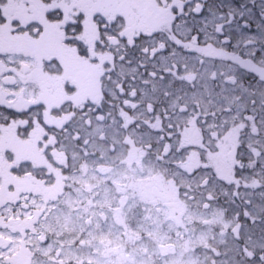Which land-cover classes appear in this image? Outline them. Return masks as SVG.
Masks as SVG:
<instances>
[{
	"label": "snow or ice",
	"instance_id": "1",
	"mask_svg": "<svg viewBox=\"0 0 264 264\" xmlns=\"http://www.w3.org/2000/svg\"><path fill=\"white\" fill-rule=\"evenodd\" d=\"M44 18L55 22L64 42L80 55L84 14L71 0H42ZM34 0H0V38L43 32ZM159 27L117 36L114 62L129 69L120 95L138 113V131L173 160L194 153L195 178L207 203L219 208L228 225L215 264H264V0H156ZM71 7V10H68ZM98 31L116 35L117 21L92 16ZM103 39V36L101 37ZM27 57L0 49V128L16 124L26 132L40 105H18L16 92L29 91L18 78ZM55 64V60L46 62ZM115 67L108 73L111 77ZM127 88V91H125ZM39 119L37 115V120ZM23 121V123H18ZM187 136L191 143H184ZM26 163L9 164L19 175ZM2 175V172H0ZM11 184L0 188V264H26L17 239L28 231L13 225L29 211Z\"/></svg>",
	"mask_w": 264,
	"mask_h": 264
},
{
	"label": "flooded vegetation",
	"instance_id": "2",
	"mask_svg": "<svg viewBox=\"0 0 264 264\" xmlns=\"http://www.w3.org/2000/svg\"><path fill=\"white\" fill-rule=\"evenodd\" d=\"M41 4V0H34L33 12ZM115 4L108 0L107 6L93 15L99 13L109 22L116 20V35L98 31L91 18L88 44L89 36L82 34L90 22L83 19L78 38L86 46L87 55H80L75 46L66 44L62 31L53 36L57 45H46L39 35L33 38L38 44L32 50L24 48L20 52L28 59L22 64L32 66L35 61V77L26 73L20 79L31 80L32 84L28 85L30 94L22 97L23 88L18 91L17 106L40 107L38 113L31 114L32 123L26 132L17 134L13 129L12 134L0 133V163L9 166L27 162V170L19 175L8 171L3 185L11 184L13 193L19 192L29 206L23 218H10L13 225L24 226L28 231L26 238L17 239L16 250L26 264H42L47 253L57 257L63 250L69 251L70 257L59 261L62 264H120L121 246L130 248L137 239L152 237L154 208L156 213H164L165 209L173 221L178 215L184 218L187 210L194 218L205 214L198 195H190L189 199L195 200L189 208L187 201L178 200L177 191H173V197L168 195L162 175H154L152 143L146 136L145 144L138 140V116L126 103V97L120 95L121 82L130 70L114 62L110 50L118 43L119 35L131 36L159 27L161 9L156 0H119ZM109 6L114 11L106 14ZM39 21L43 31L53 35V23L43 18ZM109 56L111 61H107ZM49 60H55V64H47ZM113 67L116 71L110 77ZM130 130L136 133L134 137L127 135ZM114 131L119 138L112 135L117 133ZM121 148L138 149V159L135 154L131 158H127L128 154L115 158L113 151ZM9 175L19 185H14ZM178 229L184 231L179 237L181 244L192 252L190 257H195L200 248L197 251L183 241L191 242L188 226H176ZM167 230L166 226L163 242L169 240ZM137 232L139 238L134 236ZM199 232L202 231L197 230L196 235ZM168 246L171 245L165 244ZM173 247L176 253L177 247ZM128 251L130 259L135 250ZM107 258L109 261H105ZM167 259L171 258L165 254ZM134 260L127 264H134Z\"/></svg>",
	"mask_w": 264,
	"mask_h": 264
},
{
	"label": "rangeland",
	"instance_id": "3",
	"mask_svg": "<svg viewBox=\"0 0 264 264\" xmlns=\"http://www.w3.org/2000/svg\"><path fill=\"white\" fill-rule=\"evenodd\" d=\"M112 1L113 3L117 4L119 0H117V2L116 0H112ZM107 4H108V0H71V6H74L76 11L82 12L84 14V20L90 22L88 24V28L87 29L84 28L85 30L83 31V34H82L83 37L89 36L88 40L86 41L88 44L90 42V36H91L89 25L91 24V18L93 16V13H95L97 9L101 11L102 8H105L107 6ZM107 8L108 10H106L105 12L106 14L112 13L114 11L112 6H109ZM46 10H47V5L43 3L40 6H38L36 10L34 9L35 12H33L31 16H23L21 18L25 21L28 19L41 20L42 18L46 20L44 18V14ZM68 10H71V7ZM52 23H53L52 26L55 27L53 28L54 30L53 35H50L47 31H43V33L40 34L42 38V42L50 46L57 45L53 43V39H54L53 36L55 35V32L58 31L59 33V31H61L59 30L55 22H52ZM49 36H52V37L49 39ZM108 38H110V36H108ZM35 44L36 45L38 44L37 40H34L33 38L28 37L25 34H19L16 37L9 38L7 36V33L4 32L2 38H0V49L7 51V52L16 53V54H20V52L22 53V51H24V48L28 50H32ZM110 59H111V56L108 57L107 61H111ZM34 66H35V61L33 62L32 66L20 63L19 71L17 74L18 78L21 79L26 73L27 75L29 74L31 75V73H33L31 76L34 78L35 77V72L33 70ZM55 76L58 78H61V76L59 75H55ZM27 82H28V85L32 84L31 80ZM3 92H6V90H0V94H3ZM28 93L30 94V91H28ZM15 95L18 98V104H19L20 103L19 92L17 91ZM135 115L138 116L136 117L137 121L140 120L139 114L135 113ZM20 122L21 121H18V123ZM13 129L15 132H17L16 124H11L7 128H0V133L5 134L6 132H9V134H12ZM114 132H117V131H114ZM22 133L24 132H21V134ZM121 133H122L121 137H123V132L121 131ZM135 134L136 133L132 130L127 132V135L130 137H134ZM112 135L116 139L119 138L118 132ZM137 138L138 140H142V143L145 144L146 140L143 139L144 135L138 132ZM110 139L112 141L114 140L113 138H110ZM127 141L128 140L125 139V143ZM183 142L191 143L193 141H191L187 136H185ZM115 146H116V143H115ZM150 149L152 150V157L154 160V169L156 171L154 172V175H162V179L163 181L166 182V185H167L166 189L168 190V195H171L173 197V191H177L178 200L180 202L182 200L185 202L187 201V205L189 206V208L191 207V204H193V201L195 200V199H189L190 195L191 194L198 195V200L201 202V204L204 205L205 214L202 216L198 214V216L194 218L191 212L187 214V211H188L187 210L184 214V218L178 215L173 221V219H170L171 217L166 215L167 213L165 214V209H164V213L162 212L156 213L155 208H154V211H153L154 215H153V221H152L153 224L151 228L152 237L148 238L147 236L146 238L137 239L136 245L131 246L130 248L121 246L122 254L120 257V264L131 263L132 259H135L134 264L135 263L136 264H215L214 255L217 249L220 247L222 239H223V234L225 233L231 221L225 218L223 212L219 208L213 205H210L209 203L206 202V200L200 194V189H198L197 187L196 179L195 178L190 179L188 177L187 173H189L197 165V159H196L195 154L190 153V152L185 153L183 158H177L173 160L172 157L165 155V151L163 148H158L154 143H152V147ZM106 151L105 153H107ZM113 153H114V157L116 155L115 158L117 157L122 158L126 156V154H128L127 158H131L132 155L135 154V157L138 159L139 150L138 149L126 150V149L121 148V150H114ZM105 157L112 158L113 156L106 155ZM8 167L9 166H6L0 163V172H2V175H0V188H3L4 183L7 182ZM73 174H70V175H73ZM9 177L12 180L14 185H19V183H17L10 175ZM163 218H166L168 220L165 219L166 220L165 222ZM174 222L176 225L174 224ZM183 224L188 226L189 234H190L189 238L191 240V242L187 240H183L184 243L187 242L186 246L193 245V247H195L197 251L200 248V252L195 257H190L192 256V252H188L185 249L184 244H181L182 242L179 239V237H181V232H184V231H180L179 229L176 230V226L181 228ZM166 226L168 227L167 231H168L169 240L163 242L165 240L164 228ZM159 229L161 232H159ZM197 230H201L202 232H199L196 235ZM134 236H136L137 238L140 237L138 232L136 233V235L134 233ZM149 239H151L153 243ZM175 241L178 242L180 245H178ZM138 243L140 245H138ZM165 244H168L171 246H168L166 248ZM172 245L177 247L176 253L173 250L174 247ZM18 248H19V245L17 244L16 250ZM132 249L135 250V252L129 259L127 256V254L129 253L128 250H132ZM203 250H205L206 252L205 251L203 252ZM63 251L64 252L62 254L58 253L57 257H50L49 253H47V260L45 262H42V264H62V262H59V261H65L67 257H70L68 253L69 251H66V250H63ZM124 251L126 252V254L124 253ZM184 251H186L187 253ZM165 254L167 258H171L169 261L168 259L165 260ZM199 254H201V256ZM105 261H109L108 258ZM102 264H106V263H102Z\"/></svg>",
	"mask_w": 264,
	"mask_h": 264
},
{
	"label": "trees",
	"instance_id": "4",
	"mask_svg": "<svg viewBox=\"0 0 264 264\" xmlns=\"http://www.w3.org/2000/svg\"><path fill=\"white\" fill-rule=\"evenodd\" d=\"M129 75V74H128ZM205 251V250H204ZM206 252V251H205Z\"/></svg>",
	"mask_w": 264,
	"mask_h": 264
}]
</instances>
